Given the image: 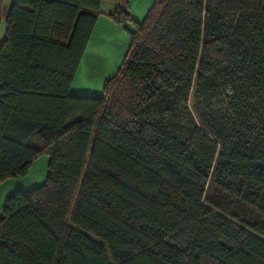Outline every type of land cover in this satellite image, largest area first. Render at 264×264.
<instances>
[{
  "label": "trees",
  "instance_id": "trees-1",
  "mask_svg": "<svg viewBox=\"0 0 264 264\" xmlns=\"http://www.w3.org/2000/svg\"><path fill=\"white\" fill-rule=\"evenodd\" d=\"M102 1L5 11L0 182L48 172L5 199L0 264H264V0H154L72 94Z\"/></svg>",
  "mask_w": 264,
  "mask_h": 264
},
{
  "label": "crops",
  "instance_id": "crops-1",
  "mask_svg": "<svg viewBox=\"0 0 264 264\" xmlns=\"http://www.w3.org/2000/svg\"><path fill=\"white\" fill-rule=\"evenodd\" d=\"M154 0H104L100 3L90 37L76 69L69 92L72 94L100 96L106 79L112 77L122 65L129 47L127 30H133V22L140 23ZM1 3V2H0ZM125 5L129 21L117 23L108 14L116 5ZM48 157L36 158L22 177L6 178L0 182V214L5 199L15 190H29L42 184L46 178Z\"/></svg>",
  "mask_w": 264,
  "mask_h": 264
},
{
  "label": "rangeland",
  "instance_id": "rangeland-1",
  "mask_svg": "<svg viewBox=\"0 0 264 264\" xmlns=\"http://www.w3.org/2000/svg\"><path fill=\"white\" fill-rule=\"evenodd\" d=\"M10 4V0H1L0 3V40L3 37L4 34V14L5 11L8 9ZM237 212H240V209L237 207V209H235Z\"/></svg>",
  "mask_w": 264,
  "mask_h": 264
}]
</instances>
